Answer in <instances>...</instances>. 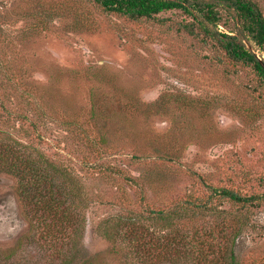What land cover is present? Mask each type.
<instances>
[{"label":"rangeland","instance_id":"374dc122","mask_svg":"<svg viewBox=\"0 0 264 264\" xmlns=\"http://www.w3.org/2000/svg\"><path fill=\"white\" fill-rule=\"evenodd\" d=\"M192 23L179 10L131 19L91 0H0V264H127L99 233L105 218L212 189L264 193V84ZM16 144L69 173L68 223L37 203L55 186L24 192L23 165L1 152ZM247 214L238 262L264 264V202ZM219 221L174 220L181 233Z\"/></svg>","mask_w":264,"mask_h":264},{"label":"trees","instance_id":"16d2710c","mask_svg":"<svg viewBox=\"0 0 264 264\" xmlns=\"http://www.w3.org/2000/svg\"><path fill=\"white\" fill-rule=\"evenodd\" d=\"M91 1L108 13H117L131 19L152 18L164 11L179 10L191 17L205 39L212 40L231 62L251 67L264 84V63L250 48L256 47L264 52V16L253 0ZM219 26L224 30H220ZM7 80L11 82L10 78ZM0 108L9 114L1 101ZM2 134L9 141L3 131ZM2 151L6 155H14L12 159L9 156L6 159L4 155L5 162L23 165L24 171H19L16 176L21 187H25L24 192H33L46 184L57 188L56 195L48 187L47 196L39 199L37 203L45 206L44 211L47 214H59L68 223V210L70 205L75 204L77 192L67 170L42 157L40 160L32 159L28 155L26 157L17 144L1 146ZM130 180L137 183L134 179ZM141 200H144L143 196ZM217 200L238 206L245 213H235L232 218L227 217V211L220 210L214 203ZM263 202L264 193L246 196L227 188L212 189L207 198L188 199L170 210L109 216L102 220L98 230L111 243L112 254L124 256L126 262L129 259L127 264H239L238 248L242 242L240 237L243 230L250 226L247 213L250 208L258 207ZM66 204L69 207L66 208ZM201 216L215 217L220 221L195 225L186 233H181L182 230L174 222ZM123 249L125 250L119 253ZM63 256L64 261H67V255Z\"/></svg>","mask_w":264,"mask_h":264}]
</instances>
